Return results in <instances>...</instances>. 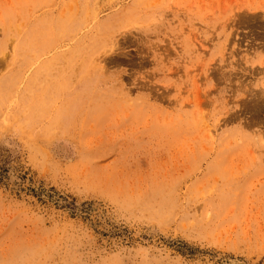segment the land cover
Here are the masks:
<instances>
[{"label":"rangeland","instance_id":"1","mask_svg":"<svg viewBox=\"0 0 264 264\" xmlns=\"http://www.w3.org/2000/svg\"><path fill=\"white\" fill-rule=\"evenodd\" d=\"M264 264V0H0V264Z\"/></svg>","mask_w":264,"mask_h":264},{"label":"bare ground","instance_id":"2","mask_svg":"<svg viewBox=\"0 0 264 264\" xmlns=\"http://www.w3.org/2000/svg\"><path fill=\"white\" fill-rule=\"evenodd\" d=\"M233 264H234V262H233Z\"/></svg>","mask_w":264,"mask_h":264}]
</instances>
